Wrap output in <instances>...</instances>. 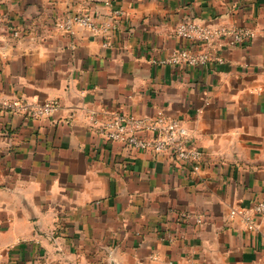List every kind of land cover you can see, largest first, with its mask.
<instances>
[{"label":"crops","instance_id":"crops-1","mask_svg":"<svg viewBox=\"0 0 264 264\" xmlns=\"http://www.w3.org/2000/svg\"><path fill=\"white\" fill-rule=\"evenodd\" d=\"M88 11L114 27L56 26ZM188 17L254 34L215 40L222 61L163 62L199 47L175 31ZM53 98L49 116L0 110V264H264V215H228L264 200V0H0V100ZM160 109L193 131L200 173L98 130Z\"/></svg>","mask_w":264,"mask_h":264},{"label":"built area","instance_id":"built-area-1","mask_svg":"<svg viewBox=\"0 0 264 264\" xmlns=\"http://www.w3.org/2000/svg\"><path fill=\"white\" fill-rule=\"evenodd\" d=\"M56 26L70 32H73L75 26H81L95 33L107 34L109 29L114 27V23L112 21L98 23L88 11L59 17ZM175 31L181 37L196 42L199 47L186 45L175 48L172 54L162 61L191 66H202L213 59L223 60L214 54L213 43L218 38L231 37L237 42H242L251 39L254 34L242 26L230 27L201 21L195 17L181 20ZM17 33L15 31V34ZM107 44V41H104V45ZM59 107L60 100L57 98L43 102L22 99L0 100V110L22 111L33 118L49 116ZM98 130L106 138L134 148L171 155L176 162L187 165L194 174L203 170L204 150L196 143L193 131L182 118L170 115L163 109L151 116L115 111L98 124ZM228 215L231 219L241 217L248 229L256 230L260 217L264 215V200H257L249 205H231ZM180 218L182 220L194 218L199 224L205 220L203 215L191 211L180 213Z\"/></svg>","mask_w":264,"mask_h":264}]
</instances>
